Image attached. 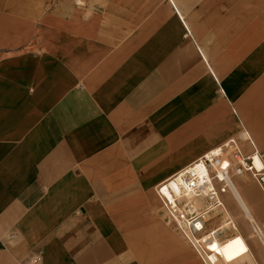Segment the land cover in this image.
<instances>
[{"label": "crops", "instance_id": "0c3cea01", "mask_svg": "<svg viewBox=\"0 0 264 264\" xmlns=\"http://www.w3.org/2000/svg\"><path fill=\"white\" fill-rule=\"evenodd\" d=\"M19 4L31 28L0 43V264H207L156 185L229 137L253 149L264 0Z\"/></svg>", "mask_w": 264, "mask_h": 264}, {"label": "rangeland", "instance_id": "374dc122", "mask_svg": "<svg viewBox=\"0 0 264 264\" xmlns=\"http://www.w3.org/2000/svg\"><path fill=\"white\" fill-rule=\"evenodd\" d=\"M0 2L6 3V5L0 4V43H2L12 40L16 34L23 32V29L27 31V28H31L32 20L25 25L19 24V21L16 20L20 19L21 15H23L22 13H27L26 10L22 12L19 0H0ZM11 3L12 5H10ZM7 13L11 14L13 18L16 17V19L10 18ZM258 101L257 117H255L254 111L251 112V115L246 112L244 114L241 113V115L247 130L251 131L252 137L260 148L264 160V90L260 88ZM246 116L250 117L252 121L247 122ZM253 150L249 152L252 154ZM231 163L230 158H227L221 160V165L218 162L215 166L218 169V167L230 166ZM231 178L239 181V183L241 182L239 185L240 193L264 232V216L260 213V211L264 213V188L261 181L251 172L243 175L234 174ZM224 185L222 180L215 179L214 187L218 190V196L222 202L208 213L213 215L214 213L222 212L224 217L220 220H215L211 227H209L207 213L204 219L200 221L203 228L212 230L214 234L213 238H206L203 241V244L208 245L207 247L210 251L209 253L207 252L208 257L211 260L219 259V264H264L263 238L260 239L256 234L252 227V221L237 195ZM223 187L224 189H222ZM197 208H205V204L201 202V205H198ZM187 210L193 211L192 208Z\"/></svg>", "mask_w": 264, "mask_h": 264}, {"label": "built area", "instance_id": "2783aa9c", "mask_svg": "<svg viewBox=\"0 0 264 264\" xmlns=\"http://www.w3.org/2000/svg\"><path fill=\"white\" fill-rule=\"evenodd\" d=\"M253 149L256 151L254 140L249 135ZM230 158V167L223 168L221 174L215 166L219 161ZM209 166L211 175L200 174L199 169ZM214 168V169H212ZM216 169V170H215ZM215 170V171H213ZM251 172L261 181L264 188V166L257 167L253 162L250 152L241 148L237 137H229L221 144L210 147L202 155L195 158L173 172L156 185V191L162 201L164 208L177 221L193 246L200 252L207 264H219V259L212 261L207 254L208 245L203 244L204 239L213 238L212 230L203 228L201 220L206 213H209L216 205H219L220 197L218 190L214 187L213 180L219 179L228 186V178L234 174ZM223 175V176H222ZM224 189V187L222 188ZM189 191H192L190 194ZM225 191V190H223ZM203 194L206 203L205 208L198 209L201 205L199 194ZM185 203L192 208L190 212L185 208ZM255 232L261 239L264 235L263 229L259 227L255 220L252 221ZM14 235V233H11ZM42 254L30 257L31 262H38Z\"/></svg>", "mask_w": 264, "mask_h": 264}, {"label": "bare ground", "instance_id": "6f19581e", "mask_svg": "<svg viewBox=\"0 0 264 264\" xmlns=\"http://www.w3.org/2000/svg\"><path fill=\"white\" fill-rule=\"evenodd\" d=\"M249 135L250 134H247V139H248V141L251 143V141H250V139H249ZM252 138V137H251ZM257 148V147H256ZM254 152H258V150H253ZM251 154V153H250ZM253 157V156H252ZM227 167H230V166H223V167H221L218 171H219V174H221V170L223 169V168H227ZM199 173L200 174H207L208 176H210L211 175V173H210V168H209V166H203V167H201L199 170ZM223 176V175H222ZM213 182H215V180H213ZM189 193L191 194L192 193V191H189ZM203 197V194L202 193H200L199 194V198H202ZM220 202H222L221 200H220ZM219 205H216L214 208H216V207H218Z\"/></svg>", "mask_w": 264, "mask_h": 264}]
</instances>
